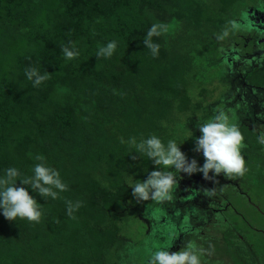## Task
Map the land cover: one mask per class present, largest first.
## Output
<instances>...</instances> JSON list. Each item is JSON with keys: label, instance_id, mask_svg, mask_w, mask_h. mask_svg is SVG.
<instances>
[{"label": "trees", "instance_id": "1", "mask_svg": "<svg viewBox=\"0 0 264 264\" xmlns=\"http://www.w3.org/2000/svg\"><path fill=\"white\" fill-rule=\"evenodd\" d=\"M253 1L0 0V175L9 166L31 175L40 154L67 186L55 200L28 189L42 211L38 223L0 215V264H147L141 247L153 213L162 231L173 209L184 221L200 218L187 196L178 199L177 182L158 203L154 189L148 199L133 193L130 185L153 170L171 171L178 181L186 174L156 165L135 144L150 135L177 143L191 136L180 149L189 162L202 158L188 151L196 146L200 123L218 110H232L226 104L234 93V69L226 72L224 51L239 40L231 27L238 28L245 9H264V0ZM171 22L179 35H154L151 42L159 49L153 56L144 42L148 29ZM112 40V56L98 57L97 49ZM255 44L247 55L262 48ZM63 47L77 55L66 60ZM255 62H247L241 77L264 89V51ZM33 67L47 74L36 87L25 77ZM238 111L240 151L252 176L264 168L262 144L247 110ZM188 237L197 240L186 249L197 253L199 264L258 263L257 250L232 229Z\"/></svg>", "mask_w": 264, "mask_h": 264}, {"label": "rangeland", "instance_id": "2", "mask_svg": "<svg viewBox=\"0 0 264 264\" xmlns=\"http://www.w3.org/2000/svg\"><path fill=\"white\" fill-rule=\"evenodd\" d=\"M253 2L261 4V0ZM239 11H242L241 8H239ZM246 11L247 13H243V18L238 20V22L240 19L242 20L238 24V28L236 29V26L231 27L234 32L233 35H237L236 39L239 40L236 42L235 47L233 44L229 45L230 48H233L232 51H224L228 65V69H225L226 72L234 69V74L232 73L234 93L230 95L226 107L232 109L228 115L232 121L236 117L234 112L236 108L237 111L240 109L237 112L239 114H242L244 109L247 110V122L257 130L262 144L259 152L263 153L261 155L264 159V89H256L246 85L241 77V71H244L247 62H251L253 65L256 64L257 57L264 51V9L254 11L248 8L245 9ZM238 15L240 16V12H238ZM169 31L179 35L180 28L177 23L171 22L165 33L168 35ZM246 36L249 38L246 39ZM257 37H260L258 42H256ZM243 39L246 40L244 44ZM255 43H261L262 48L256 53L247 55L256 47ZM215 97H217V94ZM196 135H198V132H196ZM196 152V146L193 145V148H189L188 156L200 157L201 154L202 158L195 160L198 170L191 174L186 173L182 177V181H178L180 176L175 175L177 189L174 192L179 194V200H183L187 196L189 200L187 202H192L193 205L198 206L202 212L199 213L200 218L190 223L189 219L184 221V215L177 209H173L165 214L162 231L160 230V221H156L155 218L157 217H155L150 236L144 241L141 248L145 250L144 247L148 244H157V246L168 244L169 254L177 251H187V247L193 248L197 243V240L189 238L188 235L212 237L217 234L218 228L225 230L226 227L236 225L238 228L232 229L233 233L238 236L241 243H249V247L252 246L256 249L257 264H264V168L253 170L252 176L249 175L246 166L243 174L239 176H228L223 170L216 173L214 169H209L205 177L203 172L199 170L204 163V157L201 151H198V154ZM187 160L189 161V159ZM260 165L259 163L258 166L260 167ZM180 195L184 196L183 199ZM190 210H193V208ZM139 224L144 228L143 222ZM155 227L159 228V231H155ZM173 228L176 229L174 238L171 240L166 239L172 233ZM134 229L135 226L132 225V230ZM161 235H163L162 239L160 238ZM219 236L221 237V235ZM194 255L197 257V253H194Z\"/></svg>", "mask_w": 264, "mask_h": 264}, {"label": "clouds", "instance_id": "3", "mask_svg": "<svg viewBox=\"0 0 264 264\" xmlns=\"http://www.w3.org/2000/svg\"><path fill=\"white\" fill-rule=\"evenodd\" d=\"M167 31V26L159 23L153 24L147 31L144 42L153 56L157 55L159 44L152 43L151 38ZM116 48L114 40L107 42L97 49L96 55L104 58L111 57ZM63 56L70 60L77 55L75 50L69 47L62 48ZM25 77L32 82L33 87L38 86L47 78V74H38L36 68L25 70ZM35 77V79H33ZM219 114L204 120L198 125L200 135L196 138V150L201 151L204 163L199 169L206 177L209 169H214L216 173L223 170L228 176L242 175L245 170V161L241 155L242 134L237 123L230 120L229 116L222 110ZM191 136H186L184 140L177 143L176 139H168L163 142L158 136L150 135L140 143L135 144L136 151L152 159L153 163L162 166L165 170L174 169L191 174L196 172V161H187L184 153L180 149V144ZM131 142V141H130ZM34 159L40 161L35 163L31 169V175H22L16 167L9 166L0 175V215L14 221L16 218L26 219L29 222H39L42 215L38 207L37 200L29 194L28 189L38 193L42 197L55 200L59 192L66 189V184L62 182L59 172L43 163L44 157L37 154ZM17 181L20 185L17 186ZM175 185L174 173L171 171L153 170L146 180H137L130 186L133 193L141 199L149 198V191L154 189L152 199L159 202L166 198L168 190ZM27 186V187H24ZM66 204H72L67 201ZM75 208L79 204L74 205ZM72 212L69 211L68 215ZM154 216L158 217L155 213ZM176 229L166 238H174ZM168 244H148L144 247L147 253V264H199L195 255H190L187 251H177L169 254Z\"/></svg>", "mask_w": 264, "mask_h": 264}, {"label": "flooded vegetation", "instance_id": "4", "mask_svg": "<svg viewBox=\"0 0 264 264\" xmlns=\"http://www.w3.org/2000/svg\"><path fill=\"white\" fill-rule=\"evenodd\" d=\"M261 37V36H260ZM247 226H249L248 224H247ZM227 228H229V229H234V228H238V227H236V225H233L232 227H226L225 229H227ZM243 239V238H242Z\"/></svg>", "mask_w": 264, "mask_h": 264}]
</instances>
